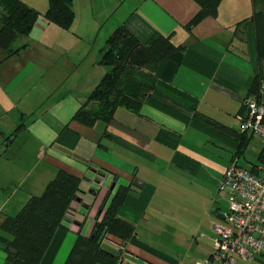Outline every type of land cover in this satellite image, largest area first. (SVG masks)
Returning a JSON list of instances; mask_svg holds the SVG:
<instances>
[{
    "label": "crops",
    "instance_id": "1",
    "mask_svg": "<svg viewBox=\"0 0 264 264\" xmlns=\"http://www.w3.org/2000/svg\"><path fill=\"white\" fill-rule=\"evenodd\" d=\"M22 1L40 16L30 33L11 45H24L19 51L5 56L0 50L1 181L13 166L10 147L20 132H25L24 141L32 134L37 138L36 120L29 123L27 117L37 107V48L43 41L67 39L70 30L97 39L96 32L103 31L104 43L95 55L100 61L106 37L123 24L142 42L159 31L183 46L158 63L153 79L159 89L138 111L118 107L108 124L86 127L70 118L88 93L71 92L64 97L75 105L61 108L49 136L38 132L40 145L52 136L59 146L48 160L47 180L59 168L81 178L80 213L62 222L40 264H64L79 223L87 229L105 197L107 205L121 187L126 190L117 216L133 231L124 242L106 233L101 240L105 250L127 264H194L209 258L211 221L221 220L228 207L218 187L225 169L233 161L252 170L261 164L263 140L243 131L237 116L245 113L244 101L254 94L257 76L264 74L251 19L254 12L264 13V0H221L214 16L193 25L199 9L194 0H72L69 29L43 18L48 0ZM20 123L23 127L15 130ZM3 187L0 207L8 205L6 212L1 210L6 217L26 199L16 197L10 205L16 193L7 194ZM0 264H5L1 248ZM237 264H264V248L255 259Z\"/></svg>",
    "mask_w": 264,
    "mask_h": 264
},
{
    "label": "trees",
    "instance_id": "2",
    "mask_svg": "<svg viewBox=\"0 0 264 264\" xmlns=\"http://www.w3.org/2000/svg\"><path fill=\"white\" fill-rule=\"evenodd\" d=\"M199 9L190 25L206 16H214L221 0H194ZM40 13L22 0H0V50L9 56L20 48L11 45L20 37L27 36L39 19ZM43 18L63 29H69L74 17L72 0H48ZM255 26L256 52L264 60V14L251 15ZM174 45L170 34L155 31L142 42L123 24L117 26L105 39L99 63L105 73L87 94L85 101L74 112L70 121L93 127L96 123L108 124L118 107L138 111L144 100L158 85L154 71L165 57L181 50ZM264 74L256 78L255 92ZM254 92V93H255ZM67 126V125H66ZM23 127L20 123L15 130ZM81 178L63 168L47 183L40 195L30 197L14 215L6 216L0 224V248L5 254V264H40L55 233L68 220L66 211L77 201ZM119 188L107 205L98 208L96 221L89 234L83 233L81 223L64 264H118L122 258L101 246L106 233L117 236L124 242L133 231V226L117 216L118 207L125 193ZM101 212V213H100Z\"/></svg>",
    "mask_w": 264,
    "mask_h": 264
},
{
    "label": "rangeland",
    "instance_id": "3",
    "mask_svg": "<svg viewBox=\"0 0 264 264\" xmlns=\"http://www.w3.org/2000/svg\"><path fill=\"white\" fill-rule=\"evenodd\" d=\"M98 32L95 34L98 35L97 39L95 37L88 40L85 36L70 30L67 39H58L60 41L46 39L47 41H43L37 48V107L29 111L27 117L29 123L33 119L36 120L37 138H32V134L29 140L24 141L22 133L25 132L23 130L10 147L14 159L13 166L9 168V176L2 175V181L0 179V184H5L1 185L0 189L4 186L3 189L7 191V194L16 193L10 205L15 202L16 197L24 198L27 201L32 196L42 194L47 183L51 180H47L50 169L48 160L56 153L59 146L53 142L52 136L48 137L46 143L40 145L39 138L41 136L38 132L44 130L49 136V131L56 128L58 115L62 112L61 108L63 107L65 111L73 106L75 101L66 99L65 95H69L71 92L89 93L95 87L94 82L98 80V83L101 79L103 68L97 56L100 53L99 48L103 46L104 38L103 31L99 34ZM96 54L97 56H95ZM262 62L264 63V60ZM22 156H25V163L21 161ZM34 190L37 191V194L32 193ZM30 192L31 195H29ZM219 192L225 193L228 204L227 190L219 188ZM2 207H0V224L6 218L2 215L1 210L7 211L8 205L4 207L5 209ZM16 210L11 213L14 215L20 209ZM97 213L98 210L95 216ZM95 216L94 219H96ZM93 224L95 225V222L92 223V227H94Z\"/></svg>",
    "mask_w": 264,
    "mask_h": 264
},
{
    "label": "built area",
    "instance_id": "4",
    "mask_svg": "<svg viewBox=\"0 0 264 264\" xmlns=\"http://www.w3.org/2000/svg\"><path fill=\"white\" fill-rule=\"evenodd\" d=\"M244 105L245 113L237 116L242 130L259 135L264 143V79L260 80L257 91L245 99ZM219 188L228 191V207L220 213L221 220L211 221L214 237L210 257L194 264H237L255 259L264 248V148L257 170L233 161L225 169ZM78 207L79 203L73 201L66 216L77 219ZM94 220L92 223L100 221L101 215ZM79 221H85L83 215ZM91 228L92 224L83 233L89 234ZM118 264L127 263L121 258Z\"/></svg>",
    "mask_w": 264,
    "mask_h": 264
}]
</instances>
